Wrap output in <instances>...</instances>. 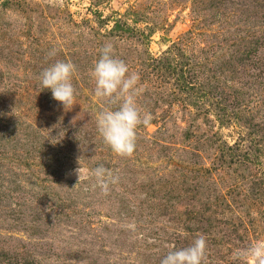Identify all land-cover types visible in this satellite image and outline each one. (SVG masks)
Segmentation results:
<instances>
[{"label":"rangeland","instance_id":"rangeland-1","mask_svg":"<svg viewBox=\"0 0 264 264\" xmlns=\"http://www.w3.org/2000/svg\"><path fill=\"white\" fill-rule=\"evenodd\" d=\"M106 42L151 114L130 156L96 129ZM56 61L66 108L39 87ZM200 235L205 264L264 240V0H0V264H160Z\"/></svg>","mask_w":264,"mask_h":264},{"label":"clouds","instance_id":"clouds-1","mask_svg":"<svg viewBox=\"0 0 264 264\" xmlns=\"http://www.w3.org/2000/svg\"><path fill=\"white\" fill-rule=\"evenodd\" d=\"M75 66L71 62L56 61L39 74V87L48 89L54 100L66 108L73 105L74 88L71 78ZM90 77L94 81V96L113 108L102 109L96 115V129L102 141L118 156H130L135 149L136 129L147 126L151 114L141 116L135 103L138 76L129 73L127 65L113 54V45L106 42L99 49V57L93 64ZM78 179L85 175L80 167L76 170ZM95 180V186L107 192L109 183H115L116 177L100 165L87 173ZM207 257L206 238L195 237L187 246L170 250L161 258L160 264H205ZM232 257L240 264H264V240H257L244 248L233 251Z\"/></svg>","mask_w":264,"mask_h":264}]
</instances>
